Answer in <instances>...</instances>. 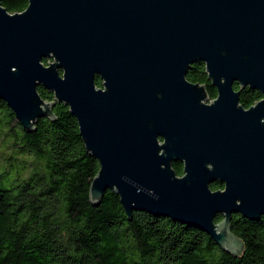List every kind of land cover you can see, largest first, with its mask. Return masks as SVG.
Masks as SVG:
<instances>
[{"label": "water", "instance_id": "obj_1", "mask_svg": "<svg viewBox=\"0 0 264 264\" xmlns=\"http://www.w3.org/2000/svg\"><path fill=\"white\" fill-rule=\"evenodd\" d=\"M199 62L210 104L187 79ZM246 88L263 97L249 110ZM0 100L27 133L70 108L100 164L95 207L111 190L131 221L171 219L234 256L233 216L264 217V0H29L16 14L0 0Z\"/></svg>", "mask_w": 264, "mask_h": 264}, {"label": "trees", "instance_id": "obj_2", "mask_svg": "<svg viewBox=\"0 0 264 264\" xmlns=\"http://www.w3.org/2000/svg\"><path fill=\"white\" fill-rule=\"evenodd\" d=\"M1 1L11 14L23 13L29 5V0ZM187 79L204 85L210 99L217 97L203 62L192 66ZM96 85L102 87L100 78ZM38 91L44 100H55L45 88ZM261 98L250 88L240 97L244 107ZM53 111L54 120L42 118L27 133L0 100V116L10 118L13 142L8 149L16 163L23 155L19 165L24 170L18 185L0 188V264H264V217L250 221L233 216L232 233L243 243L234 256L201 230L171 219L135 212L131 221L111 190L95 207L90 188L100 164L87 151L70 108L57 103ZM173 168L183 175L182 164Z\"/></svg>", "mask_w": 264, "mask_h": 264}, {"label": "rangeland", "instance_id": "obj_3", "mask_svg": "<svg viewBox=\"0 0 264 264\" xmlns=\"http://www.w3.org/2000/svg\"><path fill=\"white\" fill-rule=\"evenodd\" d=\"M9 121L10 118L8 116H0V188L7 190L18 185L24 175L23 167L19 165L21 164L20 160L23 155L18 154V157L20 158L17 161V164L14 161L15 158L12 157L13 154L11 153V150L8 149L13 142V137L8 136L10 130ZM29 174H31V172L27 171L26 175Z\"/></svg>", "mask_w": 264, "mask_h": 264}, {"label": "flooded vegetation", "instance_id": "obj_4", "mask_svg": "<svg viewBox=\"0 0 264 264\" xmlns=\"http://www.w3.org/2000/svg\"><path fill=\"white\" fill-rule=\"evenodd\" d=\"M236 86H238L239 88H240V86H239V84H235L234 85V89H235V87ZM241 89V88H240ZM236 90V89H235ZM236 91H240V90H236ZM261 93V92H260ZM262 95V94H261ZM240 97H241V95H240ZM263 98V97H262ZM260 99V100H258V101H256L254 104H252V105H250L249 107H244L242 104H241V99H240V105L245 109V110H249V109H251L252 107H254V106H256L260 101H263V99ZM217 99V97L215 98V99H210L209 98V101L207 102V104H210L211 102H213V101H215ZM177 163H180V162H177ZM175 164V163H174ZM173 164V165H174ZM180 164H182V163H180ZM182 166H183V164H182ZM174 169V168H173ZM175 170V169H174ZM183 176V175H182ZM214 184H218L219 186H220V188L219 189H217V190H224V185L223 184H221V183H219V182H216V183H214ZM213 185V184H212ZM211 185V186H212ZM212 189V188H211ZM213 190V189H212ZM217 190H213V191H217ZM219 216H221V215H219ZM234 216H236V215H234ZM222 218H223V216H221Z\"/></svg>", "mask_w": 264, "mask_h": 264}]
</instances>
